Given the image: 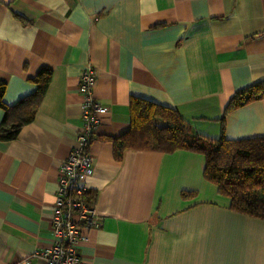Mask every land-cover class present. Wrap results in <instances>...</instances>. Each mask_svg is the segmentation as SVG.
<instances>
[{
  "label": "crops",
  "instance_id": "0c3cea01",
  "mask_svg": "<svg viewBox=\"0 0 264 264\" xmlns=\"http://www.w3.org/2000/svg\"><path fill=\"white\" fill-rule=\"evenodd\" d=\"M87 65L107 111L88 148L100 226L78 248L83 264H264V220L228 208L203 178L202 155H113L132 98L219 137L229 99L264 81V0H0L2 103L31 95L30 80L51 71L33 121L0 141V264H45L34 253L52 242L57 166L77 147ZM261 136L264 99L224 117L227 140Z\"/></svg>",
  "mask_w": 264,
  "mask_h": 264
},
{
  "label": "trees",
  "instance_id": "16d2710c",
  "mask_svg": "<svg viewBox=\"0 0 264 264\" xmlns=\"http://www.w3.org/2000/svg\"><path fill=\"white\" fill-rule=\"evenodd\" d=\"M51 71L44 68L30 80L35 91L13 106L2 103L5 85L0 82V141L14 140L20 129L31 123L46 93ZM264 99V81L245 87L229 99L220 120L216 139L198 135L178 113L150 101L130 100L128 131L114 141L113 155L119 160L124 150L172 153L183 150L204 158L203 178L219 195L229 200L234 213L264 220V136L239 140L224 137V117L249 103ZM159 122L161 124H159ZM182 196H187L182 193ZM93 203L95 197L86 194Z\"/></svg>",
  "mask_w": 264,
  "mask_h": 264
},
{
  "label": "built area",
  "instance_id": "2783aa9c",
  "mask_svg": "<svg viewBox=\"0 0 264 264\" xmlns=\"http://www.w3.org/2000/svg\"><path fill=\"white\" fill-rule=\"evenodd\" d=\"M96 71L91 65L82 68L77 91L82 98L77 147L57 166L56 191L50 231L52 242L34 253L45 264H83L78 248L89 240L88 232L99 228L93 203L86 200V178L93 174V158L88 152L99 116L107 109L93 97Z\"/></svg>",
  "mask_w": 264,
  "mask_h": 264
},
{
  "label": "rangeland",
  "instance_id": "374dc122",
  "mask_svg": "<svg viewBox=\"0 0 264 264\" xmlns=\"http://www.w3.org/2000/svg\"><path fill=\"white\" fill-rule=\"evenodd\" d=\"M159 124H161V123L159 122Z\"/></svg>",
  "mask_w": 264,
  "mask_h": 264
}]
</instances>
